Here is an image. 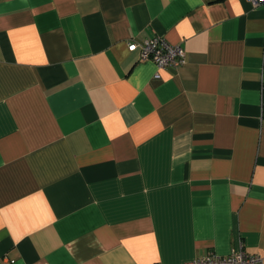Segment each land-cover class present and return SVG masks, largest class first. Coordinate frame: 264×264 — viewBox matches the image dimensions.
<instances>
[{"label":"crops","instance_id":"crops-1","mask_svg":"<svg viewBox=\"0 0 264 264\" xmlns=\"http://www.w3.org/2000/svg\"><path fill=\"white\" fill-rule=\"evenodd\" d=\"M263 84L264 2L0 0V264L264 261Z\"/></svg>","mask_w":264,"mask_h":264},{"label":"built area","instance_id":"built-area-1","mask_svg":"<svg viewBox=\"0 0 264 264\" xmlns=\"http://www.w3.org/2000/svg\"><path fill=\"white\" fill-rule=\"evenodd\" d=\"M254 4L264 0H251ZM128 50L136 51L140 60H149L158 68L179 67L186 62V51L182 44L171 43L163 36H154L142 41L131 40ZM260 123L264 125V84L260 89ZM183 264H264L262 256L249 253L243 246L222 255L215 252L185 261Z\"/></svg>","mask_w":264,"mask_h":264}]
</instances>
